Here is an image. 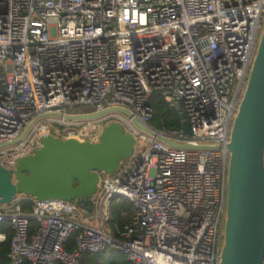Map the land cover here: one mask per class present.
Wrapping results in <instances>:
<instances>
[{"label":"built area","instance_id":"2783aa9c","mask_svg":"<svg viewBox=\"0 0 264 264\" xmlns=\"http://www.w3.org/2000/svg\"><path fill=\"white\" fill-rule=\"evenodd\" d=\"M263 25L264 0H0V145L40 113L85 105L125 107L172 142L111 111L42 118L0 147V166L14 169L44 135L94 141L118 123L134 137L132 155L113 174L99 173L90 213L75 201L21 194L0 203V222L12 229L11 263L80 264L111 246L133 264H218L226 146ZM154 92L184 114L189 135L149 124ZM120 198L132 210L113 235L108 206ZM28 199L30 212L21 207Z\"/></svg>","mask_w":264,"mask_h":264},{"label":"water","instance_id":"95a60500","mask_svg":"<svg viewBox=\"0 0 264 264\" xmlns=\"http://www.w3.org/2000/svg\"><path fill=\"white\" fill-rule=\"evenodd\" d=\"M117 111L150 135L172 143L144 127L125 107H107L89 112H44L31 119L19 136L0 147L15 144L31 125L49 116L85 120ZM179 112V109H177ZM181 130L190 129L179 112ZM41 147L19 158L14 169L0 166V203L17 195L36 200L62 199L89 204L97 189L99 173L113 174L134 151V137L118 123L106 125L94 141L40 138ZM183 148H209L173 144ZM224 220L218 264H262L264 259V25L249 76L233 120L227 143Z\"/></svg>","mask_w":264,"mask_h":264},{"label":"trees","instance_id":"16d2710c","mask_svg":"<svg viewBox=\"0 0 264 264\" xmlns=\"http://www.w3.org/2000/svg\"><path fill=\"white\" fill-rule=\"evenodd\" d=\"M149 104L152 107V116L149 124L156 129H180L181 119L179 112L169 105L164 96L158 92H154L150 96ZM33 202L31 199L24 200L21 203L22 210L30 212L32 210ZM132 210L130 201L120 198L119 200H112L108 206V218L106 225L110 232L114 235V226L127 223L129 220L128 214ZM37 229V222L34 219L29 221V232L34 234ZM0 232L5 233L6 239L0 242V264H12L8 258L9 239L12 235V229L8 221L0 222ZM76 234V233H75ZM75 234L69 238L68 248H72V241ZM23 264H27L24 262ZM80 264H133L126 255L119 249L107 246L103 250L96 253H85Z\"/></svg>","mask_w":264,"mask_h":264},{"label":"rangeland","instance_id":"374dc122","mask_svg":"<svg viewBox=\"0 0 264 264\" xmlns=\"http://www.w3.org/2000/svg\"><path fill=\"white\" fill-rule=\"evenodd\" d=\"M99 108V105H85V106H78V107H74L69 109V111L71 112H89V111H93ZM96 138H94V140H96ZM75 203L78 205L79 209H81L83 212H87L90 213V209H91V203L87 204V205H83L81 203H77L75 201ZM89 210V212H88Z\"/></svg>","mask_w":264,"mask_h":264}]
</instances>
